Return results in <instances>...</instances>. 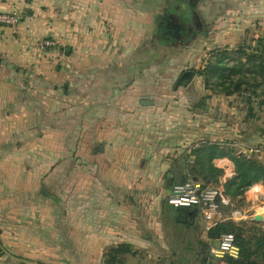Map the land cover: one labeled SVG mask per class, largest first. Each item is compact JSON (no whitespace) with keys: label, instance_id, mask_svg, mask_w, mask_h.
<instances>
[{"label":"crops","instance_id":"0c3cea01","mask_svg":"<svg viewBox=\"0 0 264 264\" xmlns=\"http://www.w3.org/2000/svg\"><path fill=\"white\" fill-rule=\"evenodd\" d=\"M153 1L159 2L142 0ZM235 2L209 32L194 9L202 30L180 40L201 37V52L253 49L264 41V0ZM140 3L0 0V11L18 16L16 24L0 25V180L22 181L14 192L36 199V264H226L210 254L216 240L199 210L168 203L176 183L166 180L182 179L183 160L204 135L233 138L242 98L225 96V132L217 108L203 114L182 106L197 94L190 81L201 85V77L191 70L179 79L164 73L172 67L164 60L168 43L151 38L156 12ZM197 88L202 95L204 87ZM205 92L218 104L219 94ZM252 106L261 122L248 121L239 151L260 147L262 158L264 105ZM203 115L211 117L205 127ZM212 145L219 146L206 148ZM220 149L227 155L211 157L210 151L211 163L234 174L231 156ZM29 180L45 182L37 193ZM257 188L262 198V184L249 191ZM20 224L26 227V220Z\"/></svg>","mask_w":264,"mask_h":264},{"label":"rangeland","instance_id":"374dc122","mask_svg":"<svg viewBox=\"0 0 264 264\" xmlns=\"http://www.w3.org/2000/svg\"><path fill=\"white\" fill-rule=\"evenodd\" d=\"M149 2L152 0H148ZM181 0H159V2H151L149 5L144 4L142 2L139 5V7L143 6V8H154L155 9V17H154V23L152 27L149 29V33L151 31L150 36L151 38L155 39L154 42H164L168 43V56L169 58L164 59L165 61H170L172 67L171 69H164L165 74H171L172 76H176V79H179L181 73L183 71H194L193 78H195V75H198L201 77L198 81H202L201 85L199 82H196V79H190V82L192 84L190 85L191 91H196V96H194L189 103L186 101L182 103V106L190 107L194 112H202L203 114H206L210 110V108H217L218 111V120H219V129L226 131V126L230 125L229 119L230 116H226L228 113L227 109L225 108V104H228V101L230 98H225V96H229L224 94L223 92L219 91L221 89L220 87H216L215 90H212L213 94H219L218 97V104H211L210 99L212 98L211 94H206L205 90L211 91L210 89H207L205 86V77L204 75L197 74L198 71H203L205 73L206 66L211 62V53L212 51H202L200 49V38H192V40H180L174 37L172 31H168L167 23L171 21L173 17L176 15H179V17L182 19V14L184 16V19H186V22L193 21L194 12L190 6V8H187L185 4L180 3ZM28 2V1H26ZM161 2V3H160ZM190 2V0H189ZM160 3V4H159ZM234 3L236 4L235 0H198L196 2L195 9L202 15L204 18V22L206 23V29L208 32L211 30L214 22L215 17L218 15H223L227 12V10L230 8H233ZM191 4V3H190ZM241 4V3H239ZM46 9V6H43ZM178 7V8H177ZM198 13H196L195 17L197 18V21L199 23L198 19ZM146 29V32H148V29ZM197 29H201L202 27L199 25ZM165 32V33H164ZM177 32H180L179 30ZM149 36V37H150ZM264 40V39H262ZM207 48V47H206ZM247 53H257V51H262L259 53H264V41L256 42L253 46V49L245 50ZM158 53L155 52L154 61L158 59ZM234 56L241 57V55L234 53H231ZM243 58H247L245 55H242ZM232 57L229 59V64L233 65L236 63ZM164 61V62H165ZM176 65V67H173ZM163 65H159V68H156V72H162ZM196 72V73H195ZM251 75V74H250ZM235 78L238 77V75L234 76ZM261 76L259 74L258 79L261 80ZM215 80H212V84ZM202 88L203 94L199 95L198 90L199 87ZM249 85H243L242 89H244L241 92L236 93V95L240 96L242 98V102L237 108V115H236V132L233 134V138L231 136H217L215 134H206L204 135L203 139L201 140L200 144L196 147L191 149V152L189 151L187 153V159L183 160L182 169L185 170V173L182 174V179L180 178H174V179H168L166 180L167 183H169L171 186H173L175 183L185 182L184 180L186 177H189L190 180L201 182L203 184V187L205 188H218L223 191L226 189V185L231 181V179L235 175L227 172L226 169L214 167V165L211 163L210 160V151L206 148L209 143H216L219 144L220 147H223L228 151V154L230 156H241L245 154H240L239 150H241L240 144L242 143L241 140L247 141L248 139V131L246 130L248 127V121L253 120L252 123L257 125L261 121H258V119H255L256 116L252 115V112H250V102L247 100V97L249 95V91H256L257 93H261L263 90L262 86H254L250 87ZM197 89V90H196ZM221 96V97H220ZM263 98L260 96V98L253 99L252 105H254V109H257L259 107V101ZM208 108V109H206ZM245 108V109H244ZM246 115V117H245ZM210 116V115H208ZM196 117V116H195ZM214 118V117H213ZM212 118V119H213ZM211 117H206L203 115V126L205 127L206 123L209 124V120ZM195 119H192L191 125H196L194 122ZM209 126V125H208ZM245 129V130H243ZM264 132V128L262 129ZM200 147V148H198ZM200 149L196 155L195 149ZM262 152L259 153H252L249 155H245L249 158H255L261 162H264V158L260 157ZM233 161L231 160V163ZM227 167V166H226ZM187 171V174H186ZM18 175V174H17ZM188 179V180H189ZM187 181V180H186ZM45 182V181H44ZM43 181L39 182L38 185H35L34 180H29V183L32 184V189L36 190L37 193L40 190L41 184H44ZM259 184H262L261 181L256 182ZM9 184H11L10 187ZM22 181H19L17 179H5L0 180V257L5 256L4 259L1 258V260H6V257H9L11 260H17L18 264H36L34 254H35V230L36 227L34 226V219H35V210L34 207L36 205V199L33 197H27L26 199L20 198L17 193L14 192L19 190L21 187ZM263 185V184H262ZM254 186V183H252L251 186H249L241 195L234 196L231 194H227L231 201L234 203L233 206L225 205L221 202H219V213L221 214V220L218 223L221 222H231L233 223L232 232L237 233L241 231L243 235L249 239H256L255 237L262 236L264 234V221L258 220L256 217L257 214L259 216H262L264 218V196L256 200L261 196V193H263V189H255L252 193H250L249 190ZM264 187V185H263ZM226 193V192H225ZM255 194V197L253 195ZM255 199H254V197ZM19 199H21V209L19 208ZM27 203L28 211H24V203ZM9 203L11 206H9ZM11 207L12 210H9ZM32 209V210H31ZM237 211H239L237 213ZM234 217H238L236 220ZM203 218V217H202ZM26 220V227L24 225L20 224L21 221ZM205 221V219H204ZM216 225V224H215ZM214 225V226H215ZM23 226V227H20ZM212 228V227H211ZM210 230V229H209ZM217 240V239H213ZM214 244L212 241L211 246ZM264 251V248L262 249ZM26 252V254H24ZM213 256V255H212ZM227 256L223 257H217L218 259L223 260ZM259 260L262 264H264V253L263 255L259 256ZM3 262V261H2ZM0 264H3L0 262Z\"/></svg>","mask_w":264,"mask_h":264},{"label":"trees","instance_id":"16d2710c","mask_svg":"<svg viewBox=\"0 0 264 264\" xmlns=\"http://www.w3.org/2000/svg\"><path fill=\"white\" fill-rule=\"evenodd\" d=\"M182 4H185L187 8L195 9L194 2L188 3V0H181ZM190 4V5H189ZM190 6V7H189ZM205 29V27H204ZM205 31V30H204ZM247 47H239L236 50L218 49L211 53V62L205 67V73L198 71L199 75H204L205 86L207 89L215 90L216 87H220L219 91L226 95L235 94L243 91V85H249L250 87L262 86L261 93L256 91H249L247 100L250 102V112L253 110V97L263 98L259 101V105H264V53L257 51V53H247ZM236 53L241 57L234 56ZM245 55L247 58H243ZM234 58L235 64L230 65L229 59ZM251 74V75H250ZM262 77L261 80L258 76ZM238 75L237 78L234 76ZM212 80H215L212 84ZM249 87V88H250ZM212 151L211 157L222 156L226 153L220 149L217 145L210 147ZM217 149V150H216ZM227 155V154H226ZM234 162L235 175L231 181L225 186L224 193L234 196L241 195L252 183L261 181L264 185V162H261L255 158H249L245 155L230 157ZM186 208V207H181ZM233 223L221 222L210 228L209 237L212 239H218L222 233L231 232L235 235L236 243L239 246V254L237 257L227 256L223 260L226 264H262L259 260V256L263 255L264 251V234L256 239H249L243 235L241 231L232 232Z\"/></svg>","mask_w":264,"mask_h":264},{"label":"built area","instance_id":"2783aa9c","mask_svg":"<svg viewBox=\"0 0 264 264\" xmlns=\"http://www.w3.org/2000/svg\"><path fill=\"white\" fill-rule=\"evenodd\" d=\"M18 22V16L11 12L0 11V25H14ZM44 45H53L54 41L44 40ZM262 152L260 147L247 148L239 151L240 154L249 155ZM264 158V157H263ZM261 199V197L256 200ZM167 201L174 207H195L199 210L202 217L211 227L221 220L219 213V202L233 206L231 201L223 190L216 187L205 188L201 182L187 180L182 183H176L167 197ZM239 211H237L238 213ZM238 217H234L236 220ZM210 254L214 257H237L239 246L236 243L235 235L231 232H224L210 247Z\"/></svg>","mask_w":264,"mask_h":264},{"label":"flooded vegetation","instance_id":"af4514ba","mask_svg":"<svg viewBox=\"0 0 264 264\" xmlns=\"http://www.w3.org/2000/svg\"><path fill=\"white\" fill-rule=\"evenodd\" d=\"M193 2H194V0H190V2L188 0V3L192 4ZM195 15H196V13L194 12V16H193L194 19H193L192 22H190V21L186 22V19H184L183 14H182V19L179 17V15H176L175 17H173L171 19V21H169V23H167V27H168L167 32L168 31H172L174 37L177 38V39H180V38L185 39V38H187L189 33H191L194 28L199 27V23H198L197 18L195 17ZM178 30L180 32H177ZM185 77L186 78H190L191 76H190V74H186Z\"/></svg>","mask_w":264,"mask_h":264},{"label":"water","instance_id":"95a60500","mask_svg":"<svg viewBox=\"0 0 264 264\" xmlns=\"http://www.w3.org/2000/svg\"><path fill=\"white\" fill-rule=\"evenodd\" d=\"M257 216H258V214H257ZM258 220H261V221H264V218L263 217H261V216H258V217H256Z\"/></svg>","mask_w":264,"mask_h":264},{"label":"bare ground","instance_id":"6f19581e","mask_svg":"<svg viewBox=\"0 0 264 264\" xmlns=\"http://www.w3.org/2000/svg\"><path fill=\"white\" fill-rule=\"evenodd\" d=\"M259 216V215H258ZM262 217V216H261Z\"/></svg>","mask_w":264,"mask_h":264}]
</instances>
